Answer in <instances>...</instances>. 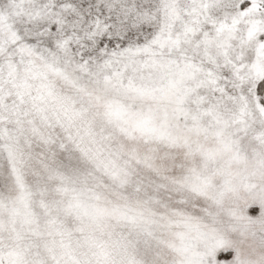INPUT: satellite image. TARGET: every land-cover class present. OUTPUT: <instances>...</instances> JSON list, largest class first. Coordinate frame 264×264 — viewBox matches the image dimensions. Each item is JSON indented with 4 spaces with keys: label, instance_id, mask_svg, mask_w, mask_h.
<instances>
[{
    "label": "snow or ice",
    "instance_id": "snow-or-ice-1",
    "mask_svg": "<svg viewBox=\"0 0 264 264\" xmlns=\"http://www.w3.org/2000/svg\"><path fill=\"white\" fill-rule=\"evenodd\" d=\"M0 264H264V0H0Z\"/></svg>",
    "mask_w": 264,
    "mask_h": 264
}]
</instances>
